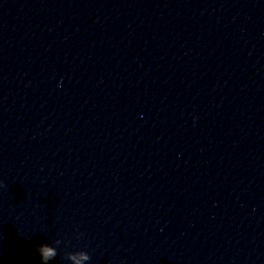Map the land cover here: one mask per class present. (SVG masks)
I'll list each match as a JSON object with an SVG mask.
<instances>
[{"label": "clouds", "instance_id": "obj_1", "mask_svg": "<svg viewBox=\"0 0 264 264\" xmlns=\"http://www.w3.org/2000/svg\"><path fill=\"white\" fill-rule=\"evenodd\" d=\"M0 187H3L2 182H0ZM37 254L40 257L41 264H47L49 260L55 259L57 256L56 250L47 243L37 248ZM84 259H90V256H85Z\"/></svg>", "mask_w": 264, "mask_h": 264}]
</instances>
